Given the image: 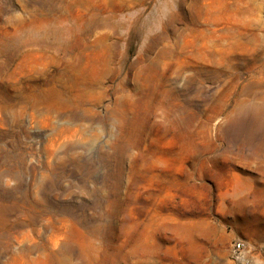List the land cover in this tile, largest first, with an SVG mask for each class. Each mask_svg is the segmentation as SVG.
I'll return each instance as SVG.
<instances>
[{
    "label": "rangeland",
    "instance_id": "374dc122",
    "mask_svg": "<svg viewBox=\"0 0 264 264\" xmlns=\"http://www.w3.org/2000/svg\"><path fill=\"white\" fill-rule=\"evenodd\" d=\"M162 2L0 0V264H264V0Z\"/></svg>",
    "mask_w": 264,
    "mask_h": 264
},
{
    "label": "bare ground",
    "instance_id": "6f19581e",
    "mask_svg": "<svg viewBox=\"0 0 264 264\" xmlns=\"http://www.w3.org/2000/svg\"><path fill=\"white\" fill-rule=\"evenodd\" d=\"M196 0H179V4H178V10L174 11L173 8L175 7V0H163L162 4L160 5V15L163 16L165 14H169L168 15V19L164 20V19H159L156 22L162 24L165 26V31H163L161 34H159L157 36V39L159 41H163V40H167L170 38V32L167 28V26H170L173 28V31H178L179 32V28L178 25L180 23H186L187 26L184 29H191L190 27V23H191V17H189L188 11L192 9L193 5L195 4ZM125 5H127L128 3L125 2ZM108 17V16H107ZM138 17L136 19H134L133 21L130 20V24L134 25L137 23ZM94 21V20H93ZM145 23H150L151 19L147 18L144 20ZM156 23V24H157ZM118 25L119 23L116 21H109L107 18H101V19H96V21H94L93 25H91L90 29H87V35H90L93 31L96 30V28H106L107 31H113V33L115 31L118 30ZM151 25V24H149ZM108 32V33H109ZM182 31L179 32L178 36H180L182 33ZM47 34H50L51 32H46ZM52 35L54 38H59L61 36L60 32L57 30L56 32H52ZM36 47H38V49L46 52V51H51L54 55V58L56 61L59 60V62L61 63L60 66L58 67V72L60 74H67L68 71V66L67 67H62L61 65L63 64V57H64V53L65 51L68 49V47L65 46H55L54 44H47V43H40L37 44ZM75 51L74 48L70 49V52ZM79 55L80 53H83L82 50H79ZM76 59V58H75ZM86 63H82L81 67L79 68L81 71L86 72Z\"/></svg>",
    "mask_w": 264,
    "mask_h": 264
},
{
    "label": "built area",
    "instance_id": "2783aa9c",
    "mask_svg": "<svg viewBox=\"0 0 264 264\" xmlns=\"http://www.w3.org/2000/svg\"><path fill=\"white\" fill-rule=\"evenodd\" d=\"M243 247H244V242L241 240H238L233 245V252L235 254H238L242 250Z\"/></svg>",
    "mask_w": 264,
    "mask_h": 264
}]
</instances>
